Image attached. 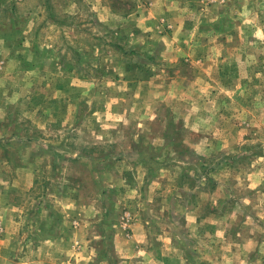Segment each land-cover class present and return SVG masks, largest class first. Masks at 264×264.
I'll return each instance as SVG.
<instances>
[{
    "label": "rangeland",
    "instance_id": "1",
    "mask_svg": "<svg viewBox=\"0 0 264 264\" xmlns=\"http://www.w3.org/2000/svg\"><path fill=\"white\" fill-rule=\"evenodd\" d=\"M0 203L21 258L264 264V0H0Z\"/></svg>",
    "mask_w": 264,
    "mask_h": 264
},
{
    "label": "crops",
    "instance_id": "2",
    "mask_svg": "<svg viewBox=\"0 0 264 264\" xmlns=\"http://www.w3.org/2000/svg\"><path fill=\"white\" fill-rule=\"evenodd\" d=\"M11 210H13L11 215H16V221L13 225V228L6 225V220L8 217L7 211H9V209L0 203V221L4 222L6 226L4 239L0 236V264H82L83 261L79 259L82 257V255L81 257L79 255L76 256L75 253L70 252L68 249H74L78 243L77 240H74L71 237H69L67 240H63L64 238L61 237L62 232H56V234H52L54 235V237L58 236V238L53 240L52 236V239H44V242L42 241L41 245H39L40 243L34 245L35 240L34 243L27 240L29 242H27L28 244L26 243L29 252L27 251V255L23 256L22 258L18 256V252H11L10 249L12 246L10 244V238L16 239L18 237V233L20 232L19 225H17V219L20 216L18 212L22 211L19 210V207H17V205H14ZM64 244H70V246L68 245V248H66L67 251L59 249ZM34 248L37 249H35L34 252L30 253V251ZM38 248L41 250L38 251ZM7 249H9L10 254H8Z\"/></svg>",
    "mask_w": 264,
    "mask_h": 264
}]
</instances>
